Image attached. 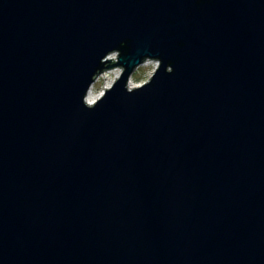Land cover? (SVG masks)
I'll return each mask as SVG.
<instances>
[{
  "label": "water",
  "instance_id": "1",
  "mask_svg": "<svg viewBox=\"0 0 264 264\" xmlns=\"http://www.w3.org/2000/svg\"><path fill=\"white\" fill-rule=\"evenodd\" d=\"M0 264H264V0H0Z\"/></svg>",
  "mask_w": 264,
  "mask_h": 264
},
{
  "label": "rangeland",
  "instance_id": "2",
  "mask_svg": "<svg viewBox=\"0 0 264 264\" xmlns=\"http://www.w3.org/2000/svg\"><path fill=\"white\" fill-rule=\"evenodd\" d=\"M110 57L112 59H114V58L117 59L116 54H112ZM157 65L158 64L155 61L148 60L146 63H144L143 65H141L139 68L136 69V71L133 73V75L131 77V81L133 83L139 84V85L146 83L147 81L150 80V78H151L153 72L155 71ZM119 70H121V69L120 68H114V69H111L110 71H107L103 75H101L98 78V80L94 83V85L92 86L94 93L103 95L108 82L115 78L116 73L119 72Z\"/></svg>",
  "mask_w": 264,
  "mask_h": 264
},
{
  "label": "bare ground",
  "instance_id": "3",
  "mask_svg": "<svg viewBox=\"0 0 264 264\" xmlns=\"http://www.w3.org/2000/svg\"><path fill=\"white\" fill-rule=\"evenodd\" d=\"M121 73H122V70H119V72L116 73V76L114 79H112L111 81L108 82L106 88H109L120 76H121ZM98 80V79H97ZM94 85V84H93ZM129 86L131 88H134V87H138L140 86L139 84H135L133 83L131 80H130V83H129ZM102 95L101 94H95L94 91H93V88H91L88 92V95H87V98H86V101L89 103V104H95L101 97Z\"/></svg>",
  "mask_w": 264,
  "mask_h": 264
}]
</instances>
